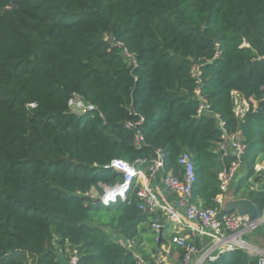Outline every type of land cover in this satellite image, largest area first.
Here are the masks:
<instances>
[{"label":"trees","instance_id":"obj_1","mask_svg":"<svg viewBox=\"0 0 264 264\" xmlns=\"http://www.w3.org/2000/svg\"><path fill=\"white\" fill-rule=\"evenodd\" d=\"M233 94L251 103L242 118ZM72 99L93 108L77 113ZM220 122L246 145L234 196L264 216V0H0V264H138L119 240L136 249L157 220L137 178L124 199L97 201L123 183L115 159L142 160L148 175L161 151L160 176L182 179L188 153L193 202L221 211L219 176L235 158L217 151Z\"/></svg>","mask_w":264,"mask_h":264},{"label":"built area","instance_id":"obj_2","mask_svg":"<svg viewBox=\"0 0 264 264\" xmlns=\"http://www.w3.org/2000/svg\"><path fill=\"white\" fill-rule=\"evenodd\" d=\"M122 48L123 56L125 57L129 67L137 66V61L133 54L129 53L122 44L117 43ZM194 76L198 78L200 75L198 68H195ZM200 100L198 109V117H202L209 111V104L203 98L198 90L196 92ZM234 112L237 117L242 118L251 108V103L244 100L239 94H233ZM254 108L257 103L251 100ZM73 111L80 113L85 109H92V106H86L79 99H72L69 102ZM219 119V117L217 116ZM136 126V125H135ZM128 127H134L129 124ZM220 127L223 131L221 142L217 147V151L221 154H230L235 158L229 169H226L219 176L220 189L222 194L218 196L217 202L222 206L224 196L229 193L234 186L235 180L242 166V159L245 155L246 145L243 143L239 133L228 134L224 129V123L220 122ZM142 136L138 135V141L141 143ZM144 162L137 160L135 163H128L126 161L115 159L107 168H112L123 176V183L115 188H107L103 198V203L108 205L111 201H115L118 197L124 199L126 192L129 190L133 180L141 177H155L163 168V153L157 152V159H155L148 167V175L142 170L140 165ZM179 164L183 167V178L180 179L173 174L164 177V187L166 190L177 197V204L179 211L184 217L194 223H199V231L208 238L209 243L206 249L201 251L194 243L189 241L186 237L176 236L172 239L179 249L182 250L183 264H203L206 261H215L221 255L233 252L235 250H242L250 255L259 258V264H264V251L255 247L249 240V236L257 231L264 223V221L250 222L248 218L242 217L237 213L225 214L222 220L218 218L220 211L213 208H205L200 204L193 202L194 185L197 182V175L195 165L191 155L184 153L179 158ZM111 195H114L113 197ZM140 196L144 200L141 208L149 213L155 214L158 210L168 212L171 218H177L178 213L171 208H167L161 204L156 195L151 193L148 189H143ZM153 228L157 232L161 229V224L157 221L153 223ZM120 245L133 253L134 258L138 264H149L136 251L135 242L127 239H120ZM67 264H80V258L77 254H73ZM161 264V263H154Z\"/></svg>","mask_w":264,"mask_h":264},{"label":"crops","instance_id":"obj_3","mask_svg":"<svg viewBox=\"0 0 264 264\" xmlns=\"http://www.w3.org/2000/svg\"><path fill=\"white\" fill-rule=\"evenodd\" d=\"M256 170L260 174L264 173V161L258 163ZM244 174L245 171L241 167L238 178ZM137 182L142 185L143 189H148L156 195L162 205L178 213L177 218H171L170 214L164 210H158L153 214L157 222L161 224V229L158 232L154 230L152 221L143 224L142 228L147 229V233L142 235L140 246L136 248V251L146 262L149 264H183L182 250L172 242V239L176 236L186 237L201 251L206 249L209 243L208 238L199 231V223L188 221L179 211L177 197L166 190L163 176L157 174L155 177H141L137 178ZM233 187L227 193V196L232 198L235 197ZM249 240L255 247L264 251V233L261 230L258 229L253 232L249 236Z\"/></svg>","mask_w":264,"mask_h":264},{"label":"water","instance_id":"obj_4","mask_svg":"<svg viewBox=\"0 0 264 264\" xmlns=\"http://www.w3.org/2000/svg\"><path fill=\"white\" fill-rule=\"evenodd\" d=\"M97 201L103 203V198H98ZM230 213H237L242 217H246L250 222L264 221V216L253 201L247 198H232L226 194L218 218L222 220L225 214Z\"/></svg>","mask_w":264,"mask_h":264},{"label":"rangeland","instance_id":"obj_5","mask_svg":"<svg viewBox=\"0 0 264 264\" xmlns=\"http://www.w3.org/2000/svg\"><path fill=\"white\" fill-rule=\"evenodd\" d=\"M92 196L93 197H97L98 198V194H97V192L94 190V191H92ZM103 197V196H102Z\"/></svg>","mask_w":264,"mask_h":264}]
</instances>
